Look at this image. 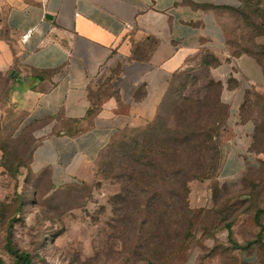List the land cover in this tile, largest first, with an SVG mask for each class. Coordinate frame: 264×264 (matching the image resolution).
I'll use <instances>...</instances> for the list:
<instances>
[{"label":"crops","instance_id":"obj_1","mask_svg":"<svg viewBox=\"0 0 264 264\" xmlns=\"http://www.w3.org/2000/svg\"><path fill=\"white\" fill-rule=\"evenodd\" d=\"M235 1L0 0V123L33 143L31 168L54 186L89 182L113 137L161 114L195 69L223 83L229 105L222 173L257 166L229 83L221 11Z\"/></svg>","mask_w":264,"mask_h":264},{"label":"rangeland","instance_id":"obj_2","mask_svg":"<svg viewBox=\"0 0 264 264\" xmlns=\"http://www.w3.org/2000/svg\"><path fill=\"white\" fill-rule=\"evenodd\" d=\"M221 20L233 67L229 83L241 89L240 109L253 127L257 166L224 176L228 129L222 128L217 171L209 180L188 185L194 224L185 237L179 219L161 216L144 225L150 218L144 205L132 212L137 222L128 227L122 203L115 200L121 186L100 169V159L93 180L54 186L49 173L30 170L32 142L0 123V257L5 264L16 263L9 245L30 254L34 264H249L252 257L255 264H264V0H236L221 11ZM194 72L179 74L161 114L147 124L125 126L116 134V144L142 145L147 140L157 145L166 130L175 128L181 98L200 101L213 82L221 85L213 97L220 94L229 107L223 83L204 71ZM122 149L117 147L106 163L115 165ZM155 161L164 167V158ZM167 199H159L163 208Z\"/></svg>","mask_w":264,"mask_h":264},{"label":"trees","instance_id":"obj_3","mask_svg":"<svg viewBox=\"0 0 264 264\" xmlns=\"http://www.w3.org/2000/svg\"><path fill=\"white\" fill-rule=\"evenodd\" d=\"M211 87V92L200 101L181 98L182 104L174 114L175 128L166 130V136L163 134L164 139L157 145L151 146L147 140L142 145L116 144L115 135L101 152L97 160L98 162L100 159L98 166L108 178L115 179L121 186L122 196H116L115 200L122 203L123 209L120 212L121 216L125 214L122 217L128 227H133V223L137 222L132 219V212L143 205L150 215L143 222L144 225L161 216L168 221L179 219L185 237L193 227V211L188 205V185L192 181L209 180L214 176L220 165L221 151L218 142L221 129H228L229 107L221 102L220 94L215 97L214 92L212 94V91L216 93L215 87L221 88V85L213 82ZM244 115L242 107L239 110V121L242 124L248 122ZM252 146L251 142L250 152H253ZM117 147H123L120 160L115 165L112 162L108 165L106 160L117 153ZM157 156L164 158V167L161 168L155 161ZM30 170L34 172L31 165ZM38 173H49L51 176L49 170ZM162 195L168 198L164 208L159 200ZM8 251L14 256L15 264H34L27 252H20L11 245ZM257 260L259 261L258 258ZM0 264H5L1 257Z\"/></svg>","mask_w":264,"mask_h":264},{"label":"built area","instance_id":"obj_4","mask_svg":"<svg viewBox=\"0 0 264 264\" xmlns=\"http://www.w3.org/2000/svg\"><path fill=\"white\" fill-rule=\"evenodd\" d=\"M129 27V25H127Z\"/></svg>","mask_w":264,"mask_h":264}]
</instances>
